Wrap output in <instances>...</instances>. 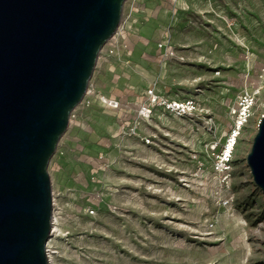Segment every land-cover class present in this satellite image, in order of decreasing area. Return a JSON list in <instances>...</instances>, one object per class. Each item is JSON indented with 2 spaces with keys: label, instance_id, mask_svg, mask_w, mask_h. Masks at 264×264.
Returning a JSON list of instances; mask_svg holds the SVG:
<instances>
[{
  "label": "rangeland",
  "instance_id": "1",
  "mask_svg": "<svg viewBox=\"0 0 264 264\" xmlns=\"http://www.w3.org/2000/svg\"><path fill=\"white\" fill-rule=\"evenodd\" d=\"M205 1H126L49 165L55 264H264V193L245 157L264 114V0ZM250 83L252 119L219 169L229 106ZM151 86L201 115L140 117Z\"/></svg>",
  "mask_w": 264,
  "mask_h": 264
},
{
  "label": "water",
  "instance_id": "2",
  "mask_svg": "<svg viewBox=\"0 0 264 264\" xmlns=\"http://www.w3.org/2000/svg\"><path fill=\"white\" fill-rule=\"evenodd\" d=\"M127 0H0V264H50L49 171ZM246 162L264 193V114Z\"/></svg>",
  "mask_w": 264,
  "mask_h": 264
},
{
  "label": "built area",
  "instance_id": "3",
  "mask_svg": "<svg viewBox=\"0 0 264 264\" xmlns=\"http://www.w3.org/2000/svg\"><path fill=\"white\" fill-rule=\"evenodd\" d=\"M121 27L122 23L120 24L118 31L121 29ZM116 34L108 41L109 43H111L116 37ZM159 47L163 50L165 56L174 57L177 54L174 45L168 38L162 40L159 43ZM260 89L261 87L258 83H250L245 85V87L238 94L236 101L229 106V113L232 117V128L229 134L228 142H234V144H236V140L241 135L242 131L249 125L253 116V111ZM87 93H90V87ZM103 102L111 108L116 109L120 107L119 99L114 97H104ZM159 106L163 107L167 112L180 117H195L201 115L202 113V107L197 99L193 97L188 99L166 98L163 95H160L157 92L156 87L153 86L145 91L144 98L138 105V113L140 117L148 118L151 117V115L154 113V110ZM212 121L213 119L209 118L207 123L209 124ZM228 142L221 154L218 163L219 169H226L224 166L228 161H230L232 151H228Z\"/></svg>",
  "mask_w": 264,
  "mask_h": 264
},
{
  "label": "bare ground",
  "instance_id": "4",
  "mask_svg": "<svg viewBox=\"0 0 264 264\" xmlns=\"http://www.w3.org/2000/svg\"><path fill=\"white\" fill-rule=\"evenodd\" d=\"M196 2L201 5V4H206V1L205 0H196ZM214 6V4H213ZM237 39L239 41H241V39L237 36ZM73 122V119L71 118V123ZM237 141L238 139L236 140V144H237ZM236 144H234V142H228V151H234L235 148H236ZM54 197V196H53ZM54 200V204H55V197L53 198ZM52 234H51V237L49 239V242H48V246H47V250H48V255H49V261H50V264H55L54 262V257H53V254L55 253L54 251H52V248H51V239L52 237L59 231V227H58V218H57V213H56V210L54 209V212H53V226H52Z\"/></svg>",
  "mask_w": 264,
  "mask_h": 264
}]
</instances>
